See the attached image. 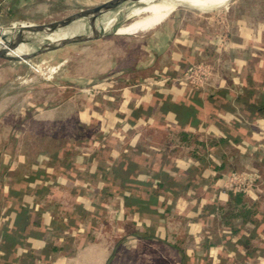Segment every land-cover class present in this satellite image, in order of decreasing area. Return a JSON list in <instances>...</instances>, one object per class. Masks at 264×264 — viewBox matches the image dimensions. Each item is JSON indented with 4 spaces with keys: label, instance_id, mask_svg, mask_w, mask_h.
Instances as JSON below:
<instances>
[{
    "label": "crops",
    "instance_id": "0c3cea01",
    "mask_svg": "<svg viewBox=\"0 0 264 264\" xmlns=\"http://www.w3.org/2000/svg\"><path fill=\"white\" fill-rule=\"evenodd\" d=\"M47 1L50 0H0V25L40 18L58 0H54L46 12L35 18L24 21L11 19L31 3ZM164 24L172 28L176 26L175 24L173 27V23L166 21L160 23ZM245 24L247 25L248 21L241 20L240 32L236 31L234 35L232 31L229 33L230 38H233L229 39L228 43L235 45L236 50L240 49L244 81L247 83L246 90L250 88L252 92L250 98L258 100L264 95V19L256 22L250 35L247 34L249 32L243 31ZM167 38L168 36H165L160 44ZM226 54H229L228 51H225L223 56L214 55L212 59L208 55L204 59L203 63L212 77L226 69L229 59ZM165 56L162 54L155 56L157 59H154L153 63H157L150 69L147 66H140L136 73L131 75L122 72L120 74L122 77L117 76L115 79L108 73L95 82L80 84L82 89L90 88V91L84 89L85 91L78 95L70 94L59 100L52 99L50 108L48 107L52 112L50 116L64 124V131L57 144L64 149L71 146L79 154H88L98 148L89 142L94 123L88 117H94L102 125L109 119L118 120L122 126V133L115 134L112 128H108L105 134L106 139L114 144L112 149L115 158H130L134 153L139 155L159 153L174 161L175 168L182 170L190 165L188 158L194 147L175 140V137L169 134L170 130L173 132L192 130L196 137L203 140L208 137L229 136L228 140L208 147L204 155L206 158L217 153L224 155L226 167L222 183L194 190L191 197V200L197 203L205 198L208 205L211 204L209 208L212 213L207 212L202 223L193 221L191 223L186 217L183 218L181 213L184 211L187 216L195 215L187 207L190 201L181 192L178 194L185 178L168 180L161 184L160 189L168 196H177L178 200L173 208L175 216L171 221L168 220L165 226L168 235L166 240L148 239L126 233L125 224L129 221L131 212L144 199L141 192L133 190L127 197L130 207L124 199L94 198L85 192L81 198L96 203L98 220H94L86 213H80L78 228L68 233L64 218L66 211L73 209L75 198L71 196L70 190H66L61 192L56 202L48 204L50 218L46 222H41L38 227L30 223V217L35 216V213L31 210L26 211L24 220L26 229L37 240V243L32 244L36 248L34 254L19 249L11 258L0 259V264H39L36 259L39 255L46 257L47 264H264V121L258 120V117H248L244 111L248 95L246 92L243 93L244 89L241 88H236L235 91V86L228 84L226 76L221 80H226V84L223 85H216V82H213L214 78L205 85L178 83L175 80L177 83L172 85L171 79L168 78H165L167 79L165 82L159 83L158 81L165 76L172 77L174 74L173 71L171 75H161L166 68L163 59ZM177 69L179 73L185 69V65ZM66 87L64 91L68 88L70 91L74 90L70 89L68 84ZM179 87L198 92L201 99L199 104L203 107L202 116L205 115L200 121L199 129L168 121L171 114L180 117L181 120L187 116V113L181 112L174 103H162L166 116L161 118L155 111H146L143 108V101L148 99L146 95L148 91H165ZM55 93L58 94L57 90ZM211 96H217L211 103L214 112L227 107L231 110L228 120L236 117L239 121L235 133L238 136L236 141L232 140L233 132L228 131V122L222 118L216 120L208 117L206 107L208 111L210 103L207 99ZM32 108V113L46 110L42 104H34ZM28 109V106L17 107L16 115L20 122L24 123L31 117L32 113L28 114ZM213 121L216 128L210 127V122ZM19 128L17 127V131L4 129L3 125L0 130V218L5 212L6 193L10 186L17 181L30 182L39 172H44L51 154V151L39 142L32 147L28 146L24 142L26 132ZM166 141L169 142L168 145ZM253 144H256V149ZM230 176L233 180L241 178L246 199L250 203H256L254 211L245 212L239 218L232 217L230 212L232 203L228 193L238 192L228 185ZM196 205L195 203L194 206ZM157 209L162 210L159 205ZM227 219V223H224ZM138 222L137 225L141 223ZM218 222H221L219 226ZM149 225L153 226V223ZM140 230L142 231V228ZM202 234L210 237L205 250L201 248L205 242ZM181 237L188 239L182 252L173 247L175 241ZM4 238L6 232L0 228V243Z\"/></svg>",
    "mask_w": 264,
    "mask_h": 264
},
{
    "label": "trees",
    "instance_id": "16d2710c",
    "mask_svg": "<svg viewBox=\"0 0 264 264\" xmlns=\"http://www.w3.org/2000/svg\"><path fill=\"white\" fill-rule=\"evenodd\" d=\"M163 59L166 67L161 74L163 76L171 75L177 68L184 66V60L179 54L171 53ZM138 68V66H134L128 73L132 75ZM245 92L248 95L247 105L244 108L245 113L250 118L258 117V120L264 121V95L258 100H252L250 98L251 89L249 88ZM146 95L148 99L143 101V108L146 111H155L161 118L166 116L162 103H174L176 106L178 105L177 108L181 112L187 113L189 117L186 116L181 120L180 117L171 114L168 116V121L179 122L184 127L192 126V129H199L200 121L205 115L202 116L203 107L199 104L201 99L198 92L179 87L165 91H148ZM216 98L217 96H211L207 99L210 103L208 111L206 107L207 115L209 118L216 120L222 118L228 122V131L233 132L232 140L236 141L238 136L235 133L239 121L236 117L231 121L228 120L231 110L227 107H223L222 111L214 112V106L211 103ZM88 119L94 123L93 134L89 142L93 146L97 145L98 148L85 155L76 153L71 146L64 149L57 144L64 131V124L55 117L50 116L44 132L36 130L24 135V142L28 146L32 147L33 144L39 142L51 151V154L44 167V172H39L30 182L17 181L10 186L6 193L5 212L0 218V228L6 232V238L2 239L0 243V259L11 258L19 249L34 254L36 248L32 244L37 243V240L26 229L25 213L27 210L35 213V216L30 217V223L38 227L41 222H46L50 218L51 212L48 209V204L56 202L62 194L61 192L66 190H70L71 196L75 198L73 209L67 210L64 218L68 233L78 228L80 213H86L94 220H98L96 203L87 202L81 198L85 192L94 198L118 197L126 200L127 206L130 207L131 204L127 197L128 193L133 190L141 192L144 199L131 212L129 221L125 224L126 233L137 234L148 239L166 240L168 235L165 226L167 221H171L175 216L173 208L178 199L177 196H168L160 187L163 182L168 180L184 178L185 182L178 194L181 192L190 201L187 207L195 215L187 216L184 211L181 216L186 217L191 223L192 221L194 223L203 222L210 209L209 205L208 203L201 205L192 201L191 197L194 190H202L207 185L222 183L223 171L226 167L224 155L217 153L209 155V158L204 155L207 153L208 147L228 140L229 136L208 137L203 140L196 137L192 130L180 132L170 130L169 134L175 137V140L194 147L188 158L190 165L179 170L175 168L174 161L159 153L146 155L134 153L130 158H115L112 149L114 144L106 139L105 134L108 128H112L113 133L120 135L122 133L120 122L109 119L105 125H102L92 116ZM31 120L33 121L32 126L30 125L32 128L38 127L37 125L41 123L38 118ZM214 123L215 121L210 122V127H215ZM166 144L168 145L169 142L166 141ZM253 147L256 149V144H253ZM228 195L232 203L230 211L232 217L239 218L245 212L256 209V203L248 202L243 190H239L236 194L229 192ZM195 203L196 206H194ZM157 205L160 206L161 211L157 209ZM138 221L141 222L139 225H137ZM227 221L228 219L224 223ZM150 223H153V226L149 225ZM206 235H201L205 241L201 245L202 250H205L209 245L210 237H206ZM226 238L225 236L224 239L226 240ZM187 241L188 239L183 237L178 238L173 247L182 252ZM36 259L39 264H47L45 256L39 255Z\"/></svg>",
    "mask_w": 264,
    "mask_h": 264
},
{
    "label": "rangeland",
    "instance_id": "374dc122",
    "mask_svg": "<svg viewBox=\"0 0 264 264\" xmlns=\"http://www.w3.org/2000/svg\"><path fill=\"white\" fill-rule=\"evenodd\" d=\"M53 1L31 3L29 7L16 15L17 17L14 15L11 19L12 21H24L35 18L46 12ZM104 1L106 0L94 1L95 3L90 7L91 14H97L96 4ZM85 6L86 3L75 2V0L73 3L68 1L62 7L64 8L62 13L69 14ZM181 6L183 5L177 7ZM128 7L124 10L108 12L99 19L103 20L115 14L117 22L120 24L123 21L127 22L128 19L125 16ZM85 18L95 20L92 17ZM263 19L264 0H232L229 5L226 4L221 9L200 11L192 8L180 15L171 16L170 14L164 21L173 23V27L176 24L174 28L167 27L165 24H157L146 28L143 33L134 35L105 34L83 37L85 39L78 37L75 38L78 41H66L40 59L28 61L0 59L2 62L0 66V130L4 125V129L17 131V127H20L19 130L26 133L36 130L44 132L48 126L50 115H52L48 109L52 99L59 100L70 94L78 95L83 93L84 89L90 91V88L82 89L80 84L95 82L108 73L115 79L117 76L122 77L120 75L122 72H129L134 66H147L150 69V67H154L153 64L157 63H153V60L157 59L155 56L158 54L164 56H169L171 53L179 54L185 59L184 70L187 71L189 68L195 70V74L192 72V75L187 74V76H190L191 80L194 79V76H200V80H203L204 83L196 82L194 84L205 85L214 78L213 82L215 81L216 85H223L226 84V80H221L226 76L228 84L235 86V91L236 88H241L244 89L242 90L244 93L247 83L244 81L243 58L240 49L236 50L235 45L228 43L229 39L233 38H230L229 33L232 31L234 35V32H240V22L246 20L248 24L243 26V31L249 32L247 34L250 35L256 22L263 21ZM193 26L196 28L192 29ZM82 33L84 31L74 35ZM165 36L168 38L163 44H160ZM24 48L27 51L33 50L31 46ZM225 51L229 53L226 54L229 58L228 65L221 74L212 77L203 61L208 55L213 59L214 55H222ZM178 70L174 71L172 77L165 76L158 82H165V78H168L171 79L172 85L177 82L193 84L189 78L185 77V79L178 78L179 80L175 82L172 78L178 73ZM144 75L139 76L144 77ZM67 84L70 85V89L74 90L70 91L68 88L64 91ZM55 89L58 94L55 93ZM60 94L63 95L60 96ZM34 104H42L47 109L32 113ZM19 106L22 108L28 106V114L32 113L24 123L20 122L16 115V109ZM32 118L40 120L39 125L35 122L38 127H30L33 124ZM231 180L233 181L232 177H228V185ZM235 180L241 181V178L237 177ZM200 204H207L206 199L203 198ZM208 213H212L211 209ZM219 223L221 222H218V226Z\"/></svg>",
    "mask_w": 264,
    "mask_h": 264
},
{
    "label": "bare ground",
    "instance_id": "6f19581e",
    "mask_svg": "<svg viewBox=\"0 0 264 264\" xmlns=\"http://www.w3.org/2000/svg\"><path fill=\"white\" fill-rule=\"evenodd\" d=\"M192 1L193 0H106L100 4H96L98 11L97 14L94 15L91 14L90 8L85 6L69 14L92 17L95 19V22L92 23V29L78 35H66L61 32L53 31H30L21 36H10L3 33L0 35V59L6 61H28L22 56L23 51H25V46H31L33 50L28 52L35 53L42 49L57 47L66 41H78L75 39L78 37L83 38L105 34L134 35L143 33L144 30L138 29L139 23L142 21L145 20L147 24L159 21L158 23L160 24L170 15L160 11L186 5ZM214 1L217 0H210L209 3H213ZM127 7L128 9L125 17L128 19V23L126 25L117 22L115 14L103 20L99 19V17L108 12L118 9L124 10ZM196 9L201 10L200 7Z\"/></svg>",
    "mask_w": 264,
    "mask_h": 264
},
{
    "label": "water",
    "instance_id": "95a60500",
    "mask_svg": "<svg viewBox=\"0 0 264 264\" xmlns=\"http://www.w3.org/2000/svg\"><path fill=\"white\" fill-rule=\"evenodd\" d=\"M73 3L74 0H58L53 7L43 16H41L38 19H35L33 21H27L22 23H8L0 25V35L3 33H6L10 36L15 35H23L24 33L30 32V31H53V32H61L66 35L70 34H77L79 32H86L90 29H92V23L95 22V20H90L88 18L77 16L73 14H66L62 13V8L65 3L67 2ZM72 1V2H71ZM79 3H86V6L89 8L95 3L96 0H75V2ZM232 0H217L213 3H209L210 0H193L192 2L183 5L181 7H175L168 10H163L160 12H164L167 14H171V16L174 15H180L183 12H186L192 8L200 7L202 11H210L213 9H221L226 4H229ZM156 20V19H155ZM159 21H155L153 23H145V20L139 23V28L145 30L148 27L154 26L159 24ZM128 22H122V25H126ZM147 24V25H146ZM1 46V42H0ZM53 48H46L42 49L41 51H37L35 53H29L26 49L23 51L22 56L25 57L26 60H36L40 59L44 55L50 53ZM0 62V66H1Z\"/></svg>",
    "mask_w": 264,
    "mask_h": 264
},
{
    "label": "built area",
    "instance_id": "2783aa9c",
    "mask_svg": "<svg viewBox=\"0 0 264 264\" xmlns=\"http://www.w3.org/2000/svg\"><path fill=\"white\" fill-rule=\"evenodd\" d=\"M192 72L195 74V70L193 68H189L187 71L184 70L182 72L177 73L172 79H174L175 81H178L179 79H182L184 77L188 79L190 76L188 77L187 74L192 75L193 74ZM189 79L191 80V78H189ZM200 79H201L200 76H196V77L194 76V79L191 80V81L193 82V84L196 83V82L197 83L199 82V83L202 84L203 80H200ZM165 80H167V79H165ZM229 186L231 188H233L234 191H239V190L244 189V182L242 180L241 181H236V180L232 181L231 180L230 183H229Z\"/></svg>",
    "mask_w": 264,
    "mask_h": 264
}]
</instances>
